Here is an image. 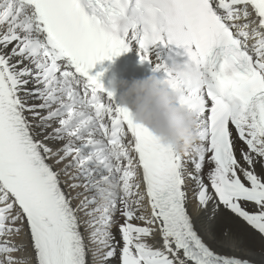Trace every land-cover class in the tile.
Listing matches in <instances>:
<instances>
[{"label": "snow or ice", "instance_id": "obj_1", "mask_svg": "<svg viewBox=\"0 0 264 264\" xmlns=\"http://www.w3.org/2000/svg\"><path fill=\"white\" fill-rule=\"evenodd\" d=\"M133 48L198 63L190 152L93 74ZM238 221L264 237V0H0V264L24 234L35 264H256L217 250Z\"/></svg>", "mask_w": 264, "mask_h": 264}, {"label": "clouds", "instance_id": "obj_2", "mask_svg": "<svg viewBox=\"0 0 264 264\" xmlns=\"http://www.w3.org/2000/svg\"><path fill=\"white\" fill-rule=\"evenodd\" d=\"M169 71L173 74L170 80L153 73L131 81L113 79L109 89L116 93L123 88L119 100L132 111L136 122L179 152L187 153L198 142L196 117L180 100L185 88L202 83L203 73L194 59L176 62Z\"/></svg>", "mask_w": 264, "mask_h": 264}, {"label": "bare ground", "instance_id": "obj_3", "mask_svg": "<svg viewBox=\"0 0 264 264\" xmlns=\"http://www.w3.org/2000/svg\"><path fill=\"white\" fill-rule=\"evenodd\" d=\"M191 167V166H189ZM77 191H83L78 189ZM74 203H79V201H74ZM242 221H238L229 232V243H226L217 250L226 255H237L250 260L255 261L258 264H264V237H261L258 233H255L254 230L248 228L244 225V228L247 229L245 232L240 225ZM87 236L88 233L85 232ZM17 245L27 246V250L20 251L14 255L18 259L30 258L28 264H34V252L32 251L31 240L27 238L26 234L20 236L11 237Z\"/></svg>", "mask_w": 264, "mask_h": 264}]
</instances>
